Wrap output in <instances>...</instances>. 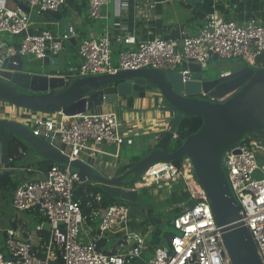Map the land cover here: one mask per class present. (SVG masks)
Masks as SVG:
<instances>
[{"label":"built area","instance_id":"1","mask_svg":"<svg viewBox=\"0 0 264 264\" xmlns=\"http://www.w3.org/2000/svg\"><path fill=\"white\" fill-rule=\"evenodd\" d=\"M29 8L41 12H57L67 0H19ZM89 17H100L101 8L109 0H87ZM212 1V10L194 36L178 40L154 38L141 43L137 50L119 54L118 65L111 62V41L105 33L99 37L83 39L78 44L80 65L69 69L72 79L115 74L119 71L140 68L178 72L182 82L192 80L188 65L206 68L214 55L221 59H244L252 69H264L258 57L264 54V23L250 21L237 24L226 20ZM153 8V5L149 7ZM20 38L14 48L0 42V70L6 59L13 56L48 59L51 65L64 49V43L74 37L72 28L55 36L49 31L29 33V17L21 10H11L0 4V35ZM134 44L135 38L123 41ZM231 72L221 73L220 76ZM204 96V95H202ZM157 106L162 98L157 95ZM227 97L220 100L223 102ZM27 111V110H26ZM29 111H27L28 113ZM22 116L24 109L0 101V117L11 120V115ZM167 129L172 120L166 114ZM161 120V121H163ZM20 123V122H19ZM119 115L114 112L87 111L76 116L62 113L47 115L34 113L24 123L32 134L56 145L69 159L82 160L83 153H97L101 145H131L132 139L122 132ZM166 129V130H167ZM264 132L246 135L228 149L222 165L230 188L236 197L240 213L256 244L264 264ZM12 160L8 159V163ZM10 166L0 165V174ZM16 170V169H15ZM34 174L32 179L20 184L12 196L11 207L15 213L32 214L35 225L31 231L15 226L5 230L0 264H134L141 262L147 249L146 236L129 228L130 208L121 202L104 206L100 191L83 187L76 171L69 166L51 164L46 169L20 168ZM180 180L187 199L179 204L177 216L171 225L177 232L168 246L158 247L144 264H229L221 244L214 215L201 184L196 179L189 159L174 163H157L151 166L129 190L161 188ZM98 222L89 231L86 226ZM48 226L47 229L44 226ZM21 231L23 235L21 236ZM113 233H120L109 250L104 246L112 242ZM4 250L6 253H4Z\"/></svg>","mask_w":264,"mask_h":264},{"label":"water","instance_id":"2","mask_svg":"<svg viewBox=\"0 0 264 264\" xmlns=\"http://www.w3.org/2000/svg\"><path fill=\"white\" fill-rule=\"evenodd\" d=\"M12 1L19 4L18 0ZM19 7L24 13L30 11L27 5L19 4ZM41 13L45 18L61 19L57 12ZM217 59L214 55L211 65L206 68L188 65L192 80L184 83L178 72L149 68L67 82L69 71L61 69L58 64L51 65L47 58L40 65L29 68L20 56L10 57L0 70V101L17 108L47 115L62 113L70 117L103 105L139 113L120 103V100L132 96L136 87H148L155 88L167 105H156L147 113L171 114L172 120L157 148L117 177L110 174L101 176L82 160L69 159L56 145L34 136L27 126L19 122L0 120V164L8 163L7 146L14 138L25 143L42 160L69 166L76 171L82 182L78 194L83 187L91 186L87 180L90 179L102 184L103 191L108 195L134 204L137 203L138 190L129 188L151 166L157 163L175 164L187 158L207 194L229 264H263L230 188L222 158L246 135L264 132V69H243L215 79L202 76L201 73L214 67L212 63ZM33 68L31 73L27 72ZM202 95L205 99L200 98ZM152 97L153 100L158 99L157 95ZM224 97H227L226 100L220 102ZM185 117L202 118V127L172 152L168 150L169 144Z\"/></svg>","mask_w":264,"mask_h":264},{"label":"crops","instance_id":"3","mask_svg":"<svg viewBox=\"0 0 264 264\" xmlns=\"http://www.w3.org/2000/svg\"><path fill=\"white\" fill-rule=\"evenodd\" d=\"M213 0H109V2L101 8L100 17L92 19L89 17V5L87 0H67L66 4L59 8L57 13L60 20L53 18H45L41 11L35 8H30L29 13H25L29 17V33L38 34L42 31H49L55 36L65 34L70 27L74 31V37L71 42L64 43V49L59 55L56 64L61 69L69 70L76 69L80 65L78 57V44L83 39L91 37H99L107 34L111 41V62L113 66L118 65L119 54L126 50H137L138 46L148 40L161 38L165 40L180 41L183 36H194L198 33L203 25L205 17L209 14L208 8L212 10ZM216 8L219 13L226 19L236 22L237 24H246L250 21L264 23V0H216ZM19 4H22L18 0ZM0 4L11 10H21L19 4L12 0H0ZM25 5V4H24ZM153 5V8L149 7ZM22 11V10H21ZM23 12V11H22ZM127 37L135 38L134 44L124 43ZM6 41L3 43L16 48L20 43L19 37L4 36ZM30 64H41V61L35 58H26ZM23 60V59H22ZM73 61L77 62L74 66ZM258 61L264 64V54L258 57ZM30 68V67H29ZM252 69V68H250ZM33 69L27 70L31 73ZM254 70V69H252ZM231 72V71H229ZM40 74L39 71H36ZM142 96H148L147 92L141 91L140 87H136ZM134 91V93H135ZM154 92L153 95H158ZM152 95V96H153ZM157 100V99H156ZM122 103V102H120ZM155 100H132L128 99L127 103H122L128 108L138 110L139 113L133 111H122L116 108L122 122V132L132 139L131 145H122L119 149L110 145H101L97 147V153H83L82 161L90 165L96 172L103 175H112L117 177L125 173L133 164L142 160L148 153L157 148L159 142L164 136L166 129L163 119L167 118L163 113H147L154 106ZM144 104V105H142ZM157 102L155 103V106ZM159 106H163L161 101ZM115 110L110 106L97 108L92 112H110ZM120 111V112H119ZM143 112V113H142ZM24 115H11V121L24 123V119L32 118L33 112L24 110ZM171 117V114H167ZM0 120H4L1 119ZM163 120V121H161ZM264 136V135H263ZM115 148V151L112 149ZM8 154V153H7ZM129 157H126V155ZM124 157H123V156ZM95 156V157H94ZM9 159V157H8ZM41 158L30 149L19 158L15 166L9 163L10 166L7 172H3L0 176H7L12 185L16 188L34 177L31 172H25L20 168H31L32 170H41ZM180 163V162H179ZM178 163V164H179ZM2 165V164H0ZM16 169V170H15ZM90 187H85L88 190L98 191L96 188H103L102 184L92 182ZM150 189L138 190V199L141 191L146 190L144 196H153L155 204H159L162 212L160 214L149 205L142 204L139 212L132 214L131 208L126 202L120 201L112 196L114 202H121L130 208L131 220L129 228L134 232H140L146 236L147 249L141 256V264L147 261L143 258L145 253H148L150 258L154 250L158 247L168 246L169 235L172 232L177 233L171 225V221L177 216L179 204L187 199V196L182 192L180 180L165 184L161 188H156L150 192ZM12 190H4L0 188V249L3 248V236L5 230L12 226L23 228L24 231H31L33 227L22 216L15 214L8 215L5 210L10 209ZM78 191V190H77ZM103 191V189H102ZM113 202V201H112ZM136 203V204H137ZM7 224V228L3 226ZM170 227L167 232L165 228ZM98 222L88 224L86 228L96 229ZM173 228V230L171 229ZM21 236L23 231H21ZM169 233L167 237L165 234ZM112 241L116 242V237L121 236L120 233H113ZM149 237V238H148ZM113 244V243H112ZM105 248V247H104Z\"/></svg>","mask_w":264,"mask_h":264},{"label":"rangeland","instance_id":"4","mask_svg":"<svg viewBox=\"0 0 264 264\" xmlns=\"http://www.w3.org/2000/svg\"><path fill=\"white\" fill-rule=\"evenodd\" d=\"M4 36H9V35H7L5 33L4 34H1L0 35V42L6 41L5 38H4ZM10 37H12V36H10ZM13 37H15V36H13ZM23 61L25 62V65L28 66V67H35V65H36L34 63L33 64H30V62H28V60L26 58H23ZM76 64H77V62L73 61V65L75 66ZM212 64H214V67L211 68V69H209V70H207L206 72L201 73L202 76L209 77V79H215L221 73L223 74V73H226V72H229V71H231L232 73H234V72H237V71H240V70H243V69H250L251 68V65H249L248 63H246L244 59H221V58H218ZM209 65H211V63H209ZM192 76L194 77L195 75H192ZM140 89H141V91H144L145 90V92H147L148 96H144V95L142 96L141 94L138 93V91H135V93H133L132 96H130L128 98H125V99H121L120 102L126 104L128 99H132V100L139 99L141 101L148 100V102L151 101V100L153 101L152 95H153L154 92H157V90H155V88L140 87ZM162 102H163V105H167L163 100H162ZM142 105H144V104H142ZM102 107H104V105L101 106L100 108H102ZM152 107H155V103H154V106H152ZM113 109L116 112V108L113 107ZM100 113H102V112H100ZM151 113H154V112H151ZM155 113H157V112H155ZM166 128H167V126H165V129ZM262 140L264 141V137H263ZM112 151H115V148H113ZM91 155H94V154L91 153ZM129 155H131V154L126 155V157H129ZM257 161H258V164L259 165L263 164L264 157H262V156L259 157L258 156L257 157ZM155 189H156V187H154L153 189H150V192L152 190H155ZM145 193H146V190H143V191L140 192V194H139V202L137 204L136 203L133 204V203L126 202V204L131 208V213L132 214H135V213L139 212L140 209H141V207H142V204H145V205H149V206L153 207L154 210L157 211V212H160V214L162 213V215H165V213L162 212V209L159 207V204H155L154 197L153 196H144L143 194H145ZM5 212L8 215L15 214L17 216H22L23 219L24 218L29 219V222L31 224V227H33L35 225V220L33 219L32 214H29V213H21V214L15 213L12 210V207H10V209H8V210H5ZM3 228H7V224H5L3 226ZM171 229L173 230L172 227H171ZM168 230H170V227L169 226H167L165 228V231L166 232ZM112 243H114V242L113 241L112 242H108L104 246L105 249L109 250L110 247L112 246ZM4 253H6L5 250H4ZM143 256H144L143 258L146 261L150 259V256H149L148 253H145Z\"/></svg>","mask_w":264,"mask_h":264},{"label":"trees","instance_id":"5","mask_svg":"<svg viewBox=\"0 0 264 264\" xmlns=\"http://www.w3.org/2000/svg\"><path fill=\"white\" fill-rule=\"evenodd\" d=\"M211 12V7L208 8V13ZM203 124V120L200 117H185L179 124L175 137L172 139V141L169 144L168 150L170 151H175L177 150L182 143L191 135L195 134ZM29 150L28 146L25 143L19 142L16 139H12L8 146H7V153L9 159L12 161L9 163L11 166H15L16 162L19 160L21 156H23L27 151ZM178 165V163H175ZM51 163L46 162L44 160H41L40 162V168L41 169H46ZM0 188L4 190H12L16 189L14 185H12V181L9 180L7 176H0ZM98 191H100L103 195V200H104V206H108L109 204L114 201L112 197H110L107 193L102 191L101 188H96ZM13 191V193H14ZM169 233L165 234V237L168 238ZM176 235L175 232H172L169 236L168 242L172 240V238ZM3 250V248H2Z\"/></svg>","mask_w":264,"mask_h":264},{"label":"flooded vegetation","instance_id":"6","mask_svg":"<svg viewBox=\"0 0 264 264\" xmlns=\"http://www.w3.org/2000/svg\"><path fill=\"white\" fill-rule=\"evenodd\" d=\"M202 99H205L203 96H201ZM158 100V99H157ZM157 100H155V103L157 102Z\"/></svg>","mask_w":264,"mask_h":264}]
</instances>
